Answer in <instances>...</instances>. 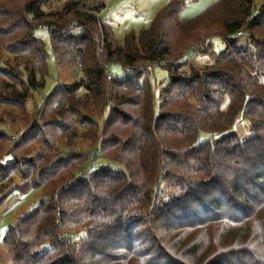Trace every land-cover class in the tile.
Instances as JSON below:
<instances>
[{
  "label": "trees",
  "instance_id": "1",
  "mask_svg": "<svg viewBox=\"0 0 264 264\" xmlns=\"http://www.w3.org/2000/svg\"><path fill=\"white\" fill-rule=\"evenodd\" d=\"M47 1L0 0V205L14 190L43 195L6 232L13 264H264V3L254 15L253 0H218L183 20L184 0H168L120 42L103 1L54 13ZM43 27L73 81L29 113L49 74ZM192 48L211 61L186 60ZM114 63L123 78H108ZM155 68L167 72L158 96ZM201 131L220 138L198 144ZM95 149L125 171L87 168Z\"/></svg>",
  "mask_w": 264,
  "mask_h": 264
},
{
  "label": "rangeland",
  "instance_id": "2",
  "mask_svg": "<svg viewBox=\"0 0 264 264\" xmlns=\"http://www.w3.org/2000/svg\"><path fill=\"white\" fill-rule=\"evenodd\" d=\"M69 0H48L44 5L45 12H58L62 10L65 3ZM88 4H93L95 1L99 0H85ZM103 1L106 5L104 10L99 14L100 20L110 25L113 30L115 37L118 41L122 42L125 36L130 32H140L142 29L148 28L151 26L154 18L156 17L160 6L155 8L154 5L160 0H100ZM218 0H184L185 6L180 12V18L183 20H188L202 12L206 11ZM254 1V11L255 15L261 5L264 3V0H253ZM155 6V7H154ZM35 35L41 39L46 46L48 53L47 63L49 68V74L46 78V86L43 90L37 93L34 98L30 99L28 102V112L32 113L35 110V105H40L45 97H47L57 85L59 81H63L65 78H68L66 71L58 68L55 56L52 50L49 31L47 28H39L36 30ZM247 37L239 38L241 46L245 45ZM211 48L216 54L223 52L226 49L225 42L219 37H213L209 42ZM190 49V51H192ZM199 51V49H197ZM189 51V53H191ZM200 52V51H199ZM2 61H8L12 64V56L2 52ZM185 59L190 61L188 56L185 55ZM198 66H204L211 59L206 55L198 54L197 58L192 60ZM80 68V67H79ZM78 68V69H79ZM109 73L115 77L123 78L124 71L122 66L119 63H114L111 65ZM151 84L154 86L156 95L160 94V91L165 87L167 83V72L155 68L154 73L152 74ZM73 78H68V82H72ZM261 82H264V75L261 76ZM14 127V126H13ZM5 128V127H4ZM11 128V127H10ZM9 128V129H10ZM251 125L249 121L244 120L242 117L238 118L237 123L233 127L232 132L236 133L241 140H245L252 135L250 131ZM11 132L19 131L18 127L10 129ZM220 136L212 135L207 131H201L198 136V144H207L213 143L215 140L219 139ZM89 143L83 140H77L72 147L73 151L85 152L89 150ZM59 149V148H58ZM68 148H61V153L63 151H69ZM94 159V160H93ZM109 165L111 169L115 171H125V169L117 164L111 163L107 164L102 159L98 149H95L92 153V156L88 162L87 168L91 166V169H99ZM43 195L40 190H30L25 192H20L19 190L12 191L4 202L0 205V264H13L8 255L6 254L3 248V241L8 229L14 226L20 218H23L29 214L33 209H35L42 201ZM77 246V245H76ZM79 247V246H77Z\"/></svg>",
  "mask_w": 264,
  "mask_h": 264
},
{
  "label": "built area",
  "instance_id": "3",
  "mask_svg": "<svg viewBox=\"0 0 264 264\" xmlns=\"http://www.w3.org/2000/svg\"><path fill=\"white\" fill-rule=\"evenodd\" d=\"M191 53L187 52L186 53V56H188L189 60L192 61L194 59L197 58L198 54H199V51L197 49H193L192 51H190ZM111 68V64H107L105 65V70L108 74V78L111 79L110 75H109V70ZM149 70H151V67L148 68ZM79 246V245H77Z\"/></svg>",
  "mask_w": 264,
  "mask_h": 264
},
{
  "label": "crops",
  "instance_id": "4",
  "mask_svg": "<svg viewBox=\"0 0 264 264\" xmlns=\"http://www.w3.org/2000/svg\"><path fill=\"white\" fill-rule=\"evenodd\" d=\"M167 2H168V0H160V1H158L157 3L154 4V5L156 6V7H155V6H154V7L157 8V7L160 6V7L162 8ZM161 8H160V9H161ZM160 9H159V10H160Z\"/></svg>",
  "mask_w": 264,
  "mask_h": 264
}]
</instances>
